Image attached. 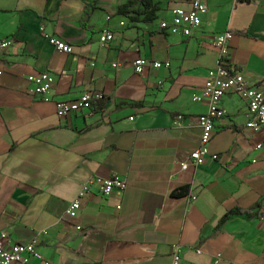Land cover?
<instances>
[{"label":"crops","instance_id":"1","mask_svg":"<svg viewBox=\"0 0 264 264\" xmlns=\"http://www.w3.org/2000/svg\"><path fill=\"white\" fill-rule=\"evenodd\" d=\"M190 1L0 0V40L13 39L0 54V233L11 243L36 239L48 264H171L175 245L179 264H264V128L246 127L239 96L221 99L204 163L181 170L199 143L206 104L192 97L215 67V38L232 34L226 67L249 84L264 80V0H203L189 38L160 29ZM144 2L156 8L153 22ZM104 32L112 40L101 47ZM136 56L169 68L137 75ZM44 72L55 82L49 102L27 82ZM85 92L102 97L94 112L57 117L56 102ZM111 176L125 182L122 193L93 190L75 218L63 217L83 183ZM233 209L251 216L219 225Z\"/></svg>","mask_w":264,"mask_h":264},{"label":"built area","instance_id":"2","mask_svg":"<svg viewBox=\"0 0 264 264\" xmlns=\"http://www.w3.org/2000/svg\"><path fill=\"white\" fill-rule=\"evenodd\" d=\"M207 6L203 0H191L188 10H176L169 22H161V30L168 31L176 37L189 38L192 31L201 25V16L206 14ZM42 31V30H41ZM48 44L57 52L71 54L72 47L60 40L44 34ZM232 34L228 31L218 35L215 38L214 47L217 51V61L215 67L209 70L205 85L199 94L193 95L194 102H204L206 111L197 119V125L200 130L199 143L196 149L190 153L189 161L181 166V170H187L189 167L196 168L204 163L208 155V145L212 139L215 122L222 119L225 115L221 108V99L227 93H233L244 101L249 110L248 123L249 129L264 128V80L258 84H249L244 76L235 73V68L225 66L230 54V40ZM112 40V35L104 32L99 38L101 47H105ZM13 45V39L0 40V54L7 52ZM134 73L140 75L146 67L154 69L169 68V63L149 62L143 57L136 56L132 62ZM2 71L0 70V76ZM27 82L31 84L33 95H37L44 102L51 100V91L54 86V78L48 73H38L27 77ZM98 93H83L75 101H58L55 103L56 115L60 119H65L69 115L87 112L91 114L95 110L96 102L101 100ZM212 160L217 156L213 155ZM126 184L118 176L109 178L92 177L83 183L78 190L76 197L67 205L63 217L73 219L80 209L81 201L92 194L93 190L102 197H109L112 193H122ZM194 201L195 197L189 199ZM120 209V207H118ZM77 230H80L77 227ZM36 239H31L25 243H11L8 235L0 233V264H28L33 258L42 264H48L42 260L41 255L36 251ZM171 264H179V246L172 247Z\"/></svg>","mask_w":264,"mask_h":264},{"label":"trees","instance_id":"3","mask_svg":"<svg viewBox=\"0 0 264 264\" xmlns=\"http://www.w3.org/2000/svg\"><path fill=\"white\" fill-rule=\"evenodd\" d=\"M146 4V8L147 10L150 9L149 13L146 15V18L144 19V21L146 22H153L155 20V15H154V12L156 11V8L155 6H153V4H151L150 2H144ZM119 13L121 15H124L125 17H128L129 20L131 21H136V18H130L128 16V12L125 11L124 8H119ZM144 14V13H143ZM188 193V188L184 187V188H181L177 191H174L171 193V198H175V199H178V198H182V197H185ZM245 216V217H250L251 216V210H239V209H233L231 211H229L227 214H225V216L220 220L219 222V225H221L222 223H224L226 220H228L229 218H231L232 216Z\"/></svg>","mask_w":264,"mask_h":264}]
</instances>
